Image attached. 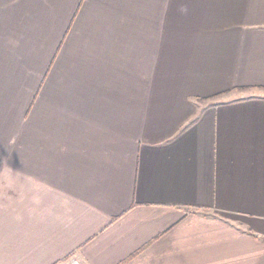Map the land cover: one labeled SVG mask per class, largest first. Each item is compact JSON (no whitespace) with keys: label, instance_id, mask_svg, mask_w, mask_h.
Here are the masks:
<instances>
[{"label":"crops","instance_id":"obj_1","mask_svg":"<svg viewBox=\"0 0 264 264\" xmlns=\"http://www.w3.org/2000/svg\"><path fill=\"white\" fill-rule=\"evenodd\" d=\"M74 262L264 264V0H0V264Z\"/></svg>","mask_w":264,"mask_h":264},{"label":"clouds","instance_id":"obj_2","mask_svg":"<svg viewBox=\"0 0 264 264\" xmlns=\"http://www.w3.org/2000/svg\"><path fill=\"white\" fill-rule=\"evenodd\" d=\"M180 11H181V12H186V11H187V9H186V8H184V7H182V8L180 9Z\"/></svg>","mask_w":264,"mask_h":264},{"label":"built area","instance_id":"obj_3","mask_svg":"<svg viewBox=\"0 0 264 264\" xmlns=\"http://www.w3.org/2000/svg\"><path fill=\"white\" fill-rule=\"evenodd\" d=\"M74 264H80L79 262H74Z\"/></svg>","mask_w":264,"mask_h":264}]
</instances>
